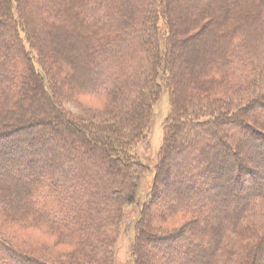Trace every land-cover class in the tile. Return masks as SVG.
I'll use <instances>...</instances> for the list:
<instances>
[{"label":"trees","instance_id":"obj_1","mask_svg":"<svg viewBox=\"0 0 264 264\" xmlns=\"http://www.w3.org/2000/svg\"><path fill=\"white\" fill-rule=\"evenodd\" d=\"M41 1L54 6L66 3L82 24L84 32L78 31L74 36L76 41L86 43L88 55L85 62L82 60L81 68L74 54L75 47L66 48L70 64L75 65L68 80L84 94L109 98L113 107L112 121L92 124L75 118L62 107L53 65L45 64L38 51H44L46 46L42 33L60 38V33L65 31L62 26L58 27L42 14L31 13L28 0L22 3L0 0V13L3 9L5 12V17L0 16V50H5L4 53L0 51V56L6 62L0 68L3 72L0 74V160L7 163V168L0 170V217L14 220L28 217L23 207L16 211L17 206L9 203V172L14 168L31 170L28 166L33 161L36 163L32 169L33 180L19 182L23 189L19 202L38 213L39 206L50 201L47 205L58 212V217L48 220L64 227V232L70 226L74 231L79 229L74 234L79 248L89 247L96 253L102 247L101 261L110 264V247L121 225L124 209L136 202L142 179L152 171L139 159L135 147L148 137L154 107L162 93L168 91L171 111L164 124V143L154 167V181L143 193L134 226V264H249L251 261L246 262L240 244L242 236L254 231L253 228L264 229V171L254 169L241 157L244 145L229 142L228 138L232 129L246 128V143H250L254 135L264 139L263 131L244 120L253 119L258 110L264 113V0H201L202 7L196 14L201 23L219 15L218 2L230 7L222 10L221 18L227 19L223 28L214 34L211 32L214 51L210 58L203 60L201 57L197 61L198 79L194 78L193 83L197 85L198 95L194 97H187L181 85L183 67L178 52L186 43V37L194 33V28L181 29V15L173 10V1ZM205 12L210 16L204 17ZM231 19L237 20L228 27ZM161 21L165 22V29L160 26ZM203 28L202 25L200 30ZM107 31L103 42L99 35ZM109 32L115 35L112 37ZM76 67L86 70L89 76L79 79ZM33 108L37 115L30 113ZM10 121L19 124L10 126ZM37 124L48 126L49 134L27 132ZM15 128L19 131L17 138L7 132ZM192 133L196 136L194 144L186 138ZM25 143V147L33 148L26 149L28 155L22 154ZM178 143L181 147L177 152ZM188 143L189 149L198 151L201 158L193 157L192 150L184 149ZM48 146L55 147L57 154L60 149L66 150L64 160L59 162L51 158L43 160L44 164L31 157H43ZM250 149L253 150V146ZM212 151L224 152L225 158H220L218 168L215 162L210 163ZM15 154L17 158L8 157ZM262 155L263 159L264 152ZM181 161L188 165L184 170L180 168ZM194 170L198 181L189 178ZM178 172L181 176L175 179V186L195 192L186 199L180 196L174 204L160 205L164 199L162 186L169 175ZM207 174L214 178L210 187L200 179ZM174 177L170 176V181ZM229 178L245 192L246 198L238 203L232 220H218L215 227L209 224L211 248L206 250L195 244V251L188 247L178 260L166 259V256L177 254L172 248L186 230L203 233L204 227L200 225L206 216L217 220L220 208L216 201L220 199L227 204L229 200L218 198V195L212 200L211 196L216 194L214 190L224 188L221 181ZM45 179L50 184L40 188V181ZM50 191L52 196L48 197ZM173 214L191 216L194 220L176 232L156 233L155 216L165 221ZM36 217L43 218L39 214ZM225 226L230 228L222 236ZM64 232L62 236L66 235ZM230 240H235L233 245L227 244ZM146 241L154 245L153 249L161 246L165 251L153 253L150 250L147 255ZM224 244L227 247L224 248ZM261 249H264V241ZM259 250L251 251L250 258L259 256ZM196 251L200 256L196 257ZM25 255L0 239V264H14L12 260H18L19 264H45L29 256L31 254Z\"/></svg>","mask_w":264,"mask_h":264},{"label":"rangeland","instance_id":"obj_2","mask_svg":"<svg viewBox=\"0 0 264 264\" xmlns=\"http://www.w3.org/2000/svg\"><path fill=\"white\" fill-rule=\"evenodd\" d=\"M18 2H23V0H17ZM29 4L31 3L32 11L31 13H35L36 15L42 14L44 18H47V20L54 22L57 24L58 27L62 26L63 30L60 33V38H54L53 36H49L46 33H42V39L46 43V46L44 48V51L39 50L41 58L43 59L45 64H52L53 65V75L56 77V81L59 84L58 85V91L57 95L59 98H61V105L62 107L69 112L72 116L75 118H78L83 121L90 122L92 124H105L106 122L112 121L110 115L112 114V106L109 98H102V97H93L88 94H84V92L80 91L77 87L74 85H71V82L68 80V77L70 76V72L75 70L73 68L75 65H71V58L68 55V52H66V48H69V46L73 45L76 50V58L78 60V63L81 68L83 62H85V56L88 55V46L87 48L84 46L86 43H82L80 41H76V37L74 36V33L81 31L84 32L82 24H79V21L77 19L76 14L65 4H61L59 6L57 5H45L43 1L41 0H28ZM173 1V10L175 12H180L181 20H182V26L181 29H185L188 27H193V34L190 33V36L186 37L185 35L183 37H186L187 40L186 43L180 47L179 54L181 56L182 60V67L181 73V85L185 87V92L187 97H194L195 94L198 95V91H195L197 88V85L193 83V79H198V74H196V65L197 61L203 57V60H206V58H210V54L214 51L211 46H214V44L210 43V40L212 39L211 32H215L218 30H221L223 28V25L225 21L221 18L223 16L222 10L228 9L230 6L227 3H224L222 1L218 2V13L219 15L215 17L214 19H209L206 21H203V23L200 22L199 19H197L196 14H198L199 8L202 6L201 0H171ZM48 4V3H46ZM26 13V12H25ZM24 13V17H26V14ZM1 17H5L4 9L0 13ZM209 13L205 12L204 17H209ZM233 16V15H232ZM203 17V18H204ZM25 19V18H24ZM229 19V18H228ZM237 20V19H236ZM234 19L228 20V24L230 26L233 25V23L236 21ZM208 21V22H207ZM201 23V24H199ZM202 25L204 28H202ZM160 26H163V29H165V22H160ZM162 29V30H163ZM68 30V31H67ZM224 30V29H223ZM0 33L2 31L0 30ZM107 32H102L99 37L102 38L103 42H105L107 35ZM162 33V32H161ZM187 33V32H184ZM111 34L110 36H114L115 32H109ZM192 34V35H191ZM214 34V33H213ZM187 35V34H186ZM105 40V41H104ZM211 47V48H210ZM29 49V46L27 47ZM2 53H4V49L0 50ZM83 60V62H82ZM85 60V61H84ZM36 61V60H35ZM9 62L14 63V60L9 59ZM5 62V58L3 56H0V68L1 65H3ZM71 65V68H70ZM81 68L78 70L79 73V79L85 78L88 75V72L86 70L82 71ZM0 74H3L0 70ZM75 75V74H74ZM77 79V78H75ZM200 84L199 86H201ZM36 108V107H35ZM33 108L30 110V113L32 115H37L36 110ZM171 111V99L168 91H164L158 101V103L154 107V117L152 120V125L150 127V132L146 140L140 142L139 145L135 147V152L139 159L148 167H151V172L145 176V178L142 179L139 191H138V199L135 203L126 206L124 209V215L122 217V222L119 227V230L116 232V235L114 237V241L111 244L110 252L112 253V261L110 264H134L133 258H132V247L135 242V222L138 218L139 209L141 206V202L143 197V193L146 192L151 186L152 182L154 181L155 172L154 167L155 164L158 162L159 158V151L164 143V124L170 114ZM113 115V114H112ZM28 119V118H27ZM23 120V119H22ZM110 120V121H109ZM246 123H250L256 128L260 129L264 132V113L261 110H258L255 112V117L252 118H245L244 119ZM21 122V120L19 121ZM11 124V125H10ZM14 124H19L18 122H9L8 125L12 126ZM38 132L40 134L48 135L49 129L48 126L41 127L37 124V126H31L27 129V132L29 131ZM63 131V130H62ZM7 132H10L11 136H15L18 134L19 131L17 129H12L11 131L8 130ZM33 132V133H34ZM191 133V132H190ZM248 130L246 128H239V129H232L228 141L230 142H236L238 144H242L243 146L241 151V157L246 160L250 165L256 169V170H262L264 171V158L262 159L261 156H263L264 152V139L260 138L258 136H253L250 140V143H246L245 135L247 136ZM190 137H186L187 141L190 144H194L196 141V136L192 133L189 134ZM184 138V137H183ZM189 143L184 147L185 150L189 149ZM252 143V144H251ZM39 144V143H38ZM37 144V145H38ZM260 145L259 147L257 145ZM26 143L23 146V155H28L26 149L28 148L30 150L33 149L31 146H26ZM255 145L257 147H255ZM201 146V145H200ZM251 146H253V150L250 149ZM181 147L178 143L175 147L176 151L177 148ZM44 151L47 152L43 157L42 155L38 158L36 156L31 155L34 160H41L39 163H44L46 161L43 160H51V158H57V160L60 162L61 160H64L63 156L67 154L66 150L60 149V154H57L55 147H49L45 148ZM192 150V149H189ZM178 152V151H177ZM193 157L196 156V158L200 157L201 155L198 153V151H193ZM213 152V160H210V163H214L216 166L219 165L220 158H223L224 152L220 151H212ZM42 153V154H44ZM212 154V153H210ZM216 154V155H215ZM215 155V156H214ZM61 156V157H59ZM8 157L17 158L18 155H10ZM206 157V155H203V158ZM225 158V157H224ZM230 158V157H229ZM213 161V162H212ZM17 162V161H16ZM262 162V163H261ZM18 163V162H17ZM192 163V162H190ZM6 161H3V159L0 160V170L7 168ZM49 165V164H48ZM181 170H184L186 165L179 163ZM19 166V165H18ZM31 170H20L19 169H12L10 170V186L8 187L10 190L8 193L10 194L9 203L11 206H17L16 211H19V208L23 207V212H26L25 214L28 215V217L25 218H19L21 220H14L12 218H4L3 215L0 217V239H2L7 246L13 247L14 249H17V251L24 255L25 253L29 256H32L33 258L39 259L45 264H103L101 261V258L103 257V250L102 247H100V251L93 253L94 251L90 250V248L80 249L78 242L75 239V233H78L79 229H76L75 231L70 226L68 228V231L66 229V232H64V227L57 226V223L53 224L52 221L48 219H54L57 218L58 212H54V209H52L49 205V202L47 200L46 205H40L38 209V213H35L31 211V208H27V206H22V202H19L18 199L19 194H22L23 189L20 187L19 182H31L34 178V171L32 170L34 167H36V163H33V161H30V164L28 166ZM218 168V166H217ZM19 171V172H18ZM198 171V169H197ZM197 171L194 170L193 174L190 175L191 180L198 181V176H196ZM181 172L175 173L172 175H169V179H167L165 185L162 186V192L164 193V199L160 202V205H166L168 203H175L177 202L178 198L180 196L184 199L188 198L195 190H184L180 187L175 186V179H178L177 177L181 176ZM25 175V176H23ZM175 176L174 180L170 181V176ZM201 180H204L206 183L205 186L210 187L212 184H214V178L212 174H207L206 176L203 175ZM206 180V181H205ZM9 184V180H7ZM200 181V180H199ZM220 182V181H218ZM223 182L224 188H218L214 190L216 192L215 195H212V200L218 198H226L229 200V203H223L220 202V199L216 202L218 203V208H220V212L216 215L217 220L214 218H209L206 216L204 223L201 222V227H204L203 233L201 232H192L189 229L186 230L182 237H180L177 241H175L174 246L172 250L176 252L177 254L172 257L166 256L165 258L168 260H178V258L186 254V249L189 247L195 251V248L193 247L195 244L201 245L203 249H209L212 246V236L211 232L208 231L209 224L213 227L217 225L219 221H222L223 219L229 218V220H232L233 213H235V208L237 207L238 203L243 201L244 198H246L245 192H242L239 187H236L238 185H235L233 180L229 178L226 181ZM212 183V184H211ZM50 184L49 180H43L40 181V188H45V186H48ZM49 191V190H48ZM213 191V192H214ZM49 193V195H48ZM46 195L48 197H51V191L48 192ZM12 198V199H11ZM183 199V200H184ZM16 200V202H14ZM219 201V202H218ZM232 203L234 205L232 206ZM28 209V210H27ZM61 209V208H60ZM31 212H30V211ZM13 211V210H12ZM37 214L42 216V219H36ZM14 215V214H13ZM171 215V214H169ZM12 217V216H11ZM32 217V218H31ZM200 218V217H199ZM204 218V217H203ZM11 219V220H10ZM194 220L193 217L189 216H183L181 214H173L172 216H169L167 220L160 221L159 218L155 216L154 219V225L156 228V233H172L178 231L179 228L185 227V224H188L189 221ZM219 220V221H218ZM227 224V223H226ZM158 226V227H157ZM183 227V228H184ZM223 227L222 236L224 233L227 234V229ZM89 228V227H88ZM87 229V228H86ZM254 231L247 232L244 236H242V254L246 256V262H250L249 264H264V249H261L262 241H264V229L263 228H253ZM88 231V230H87ZM62 232L66 233L65 236H62ZM225 236V235H224ZM235 240L229 241L227 243L228 245H233ZM94 243V242H93ZM148 244V245H147ZM223 244V243H222ZM183 245V246H182ZM245 245V246H244ZM151 243L145 242V252L148 255L150 252H160L165 251L164 248L159 246V248H152L154 245ZM183 247V248H182ZM223 247H227V245H223ZM259 248V256L255 255L252 259L251 251L255 252L256 249ZM246 253L248 255H246ZM263 253V255H262ZM199 253L196 251V257L200 256ZM195 257V258H196ZM162 259V258H161ZM15 260V259H14ZM190 261H193L192 258H189ZM158 261V260H157ZM156 261V262H157ZM195 262V261H194ZM193 262V263H194ZM247 262V263H248ZM14 264H19L18 260L13 261ZM162 263V262H161ZM29 264V263H28ZM152 264V263H151ZM158 264V263H157Z\"/></svg>","mask_w":264,"mask_h":264},{"label":"bare ground","instance_id":"obj_3","mask_svg":"<svg viewBox=\"0 0 264 264\" xmlns=\"http://www.w3.org/2000/svg\"><path fill=\"white\" fill-rule=\"evenodd\" d=\"M255 147H257L256 145H255ZM262 163V162H261Z\"/></svg>","mask_w":264,"mask_h":264}]
</instances>
